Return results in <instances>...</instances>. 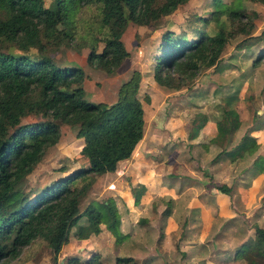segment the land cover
I'll return each mask as SVG.
<instances>
[{"label": "trees", "instance_id": "1", "mask_svg": "<svg viewBox=\"0 0 264 264\" xmlns=\"http://www.w3.org/2000/svg\"><path fill=\"white\" fill-rule=\"evenodd\" d=\"M55 1V6L49 8L42 0H0V44L18 50L33 47L38 52L37 58H31L26 54L0 51V263L17 258L22 247L42 240L52 251L53 263L58 264L59 253L69 242L72 227H76L75 237L85 231L86 237L106 232L113 238L115 249L130 242L129 233L120 229V215L112 199L91 200L83 210L79 206L94 177L115 172L118 163L130 158L143 138L144 109L138 97L141 72L135 69L120 85L115 102L90 101L85 96L86 75L82 67L58 65L48 54V46L61 43L72 46L77 33L76 10L80 12L83 5L95 4L100 36L91 38L85 60L88 65L112 74L129 54L122 36L130 22L137 26L152 25L189 0ZM250 1L264 4V0ZM243 16L248 17L241 0L229 3L213 0L208 18L195 17L216 24L214 33L198 27L190 29L182 18L178 20L180 26L183 24L180 32L166 28L150 43L156 44L157 49L152 78L162 87L189 89L199 70L211 68L210 78L193 86L194 90L201 87L202 91L195 92L196 97L185 99L204 111V121L212 122L215 132L205 145L212 144L219 149L213 160L222 157L231 163L246 160L259 147L257 137L252 134L259 126L241 130L244 124L232 107L234 90L219 99L213 93L217 86L225 85L218 78L233 65L228 67V62L223 61L222 53L229 39L239 34L245 35L242 39L253 36L257 41L264 39V30L251 35L253 19L243 20ZM248 40H241L233 48L238 50L257 42ZM257 59L252 65L258 64ZM29 116L38 119L22 121ZM167 123L173 124L165 125L171 130L179 126L180 119L171 115ZM203 123L192 126L186 140L197 137ZM60 124L74 128L75 138L82 141L79 153L85 162L71 172L62 167L59 170L67 173L42 188L26 189L27 174L41 160L45 150L58 141ZM176 131L179 132L175 129L173 134ZM262 153L264 150L243 170L242 188L238 184H222L218 186L219 192L229 196L234 188L236 194L247 193L250 203L253 193V189H249L250 181L264 170ZM168 213L164 211L165 215ZM259 217L261 220L247 228L242 239L225 232V223L218 227L212 240L214 250L233 249L232 258L226 264H264V216L259 213ZM104 242L102 239L101 243ZM181 256L185 257L186 253L181 252ZM215 262L203 258L197 264ZM61 264L105 263L102 253L94 251L85 259L66 256ZM114 264H135V258L119 254Z\"/></svg>", "mask_w": 264, "mask_h": 264}, {"label": "rangeland", "instance_id": "2", "mask_svg": "<svg viewBox=\"0 0 264 264\" xmlns=\"http://www.w3.org/2000/svg\"><path fill=\"white\" fill-rule=\"evenodd\" d=\"M222 1L229 3L231 0ZM42 3L45 7L53 8L56 1L42 0ZM241 7L246 11L247 16L253 19L254 27L251 35H257L264 30V4L241 0ZM212 8L213 0H189L186 4L175 9L173 13L162 17L152 25L137 26L130 22L122 36L129 54L112 74H107L101 69L88 65L85 60L90 49L91 38L94 35L100 36L97 30V7L95 4L83 5L80 12L78 9L76 10L74 18L77 24V33L72 46L64 43L48 46V54L54 58L58 65L82 67L83 73L86 75L84 80L85 96L90 101H103L108 104L115 102L120 85L130 78L135 69L141 72L138 97L144 109L145 137L140 145V160L136 163L142 165V168L137 170H143L145 174L139 179L135 178V157L129 163H120L116 173L94 177V181L80 202L79 208L83 210L91 200L112 199L121 213L120 229L122 231L127 230L131 221L138 222L143 228L142 234L136 237L135 245L128 242L124 246H127L133 253L141 251V256L156 248L155 251L162 259L161 262L165 264H191L190 261L195 262L196 260L192 264H197L203 260L202 257L205 259L211 256L213 258L216 256L215 264H226L232 258L233 249L229 247L218 252L217 248L214 250L211 247V240L216 230L212 225V220L215 227L221 226L226 219L230 220L232 222L230 225L231 234L239 239L246 235L247 228L261 220L259 213L264 216V201L260 202L264 196V170L254 177L252 184L250 182L253 193L250 196L252 198L249 207L244 204L245 198L247 199L249 195L245 192H242L244 196L236 195L234 188L229 197L227 196L228 204L216 205L218 200H216V196L220 193L218 186L242 184L238 183V177L243 175V170L252 163L259 149L264 148V39L257 41L254 36L242 39L245 37L243 34L229 39L222 53L224 54L223 61L228 62V67L233 65L224 70L218 78L221 80L219 82H223L225 85L217 86L214 91L210 88V92L213 91L217 99L234 90L235 99L232 107L238 111L241 123L244 124L241 130L244 131L250 126L252 128L259 126V130L253 131L259 140V147L255 153L248 156L246 160L233 163L222 157L213 160L219 149L212 144L205 145L208 137L198 136L190 143L186 139L172 138L170 131L164 127V123L171 115L185 116L186 120H184L188 127L185 129L189 135L192 126H196L202 121L199 117L200 107L190 104V101L185 98L187 96L189 98L196 97L195 92L202 91L201 87L194 90L193 86L207 81L210 78L211 68L199 70L189 89L183 87L176 90L162 87L152 78L154 54L157 53V49H155L156 44L150 43L152 39L158 38L166 28L180 32L183 24L181 23L180 26L178 20L182 18L183 23L188 24L190 29L198 27L200 30L214 33L217 29L216 24L209 20L199 21V18L195 17L201 15L208 18ZM252 11L256 14L251 15ZM248 17L243 16V20H247ZM248 39L257 42L242 49L233 48L241 40L247 42ZM97 46L100 49L101 43L98 42ZM0 51L26 54L31 58L38 57V52L33 47L27 50H18L1 43ZM260 52L261 55H259ZM258 56H260L259 59H257ZM256 59L258 64L252 65L253 60ZM36 119L38 118L29 116L23 118L22 121ZM156 128H158L157 132ZM60 130L61 134L56 144L45 150L41 160L27 174L26 189L35 186L42 188L45 184L67 173L59 170L62 167L71 172L85 162L79 153L82 141L75 138L74 128L60 124ZM211 133L212 129L209 135ZM159 148L168 154H166L168 158L176 160L175 166L163 159L159 163H153L151 157L162 154ZM262 156L264 157L263 153ZM180 157H187V164L182 166ZM150 165L154 168L150 169ZM251 172H253L252 168ZM194 200L196 203L191 204ZM167 210L169 213L172 212L175 220L179 219L177 227H171L176 223L164 214V211ZM209 218L213 219L202 225L204 219ZM168 225H170L169 228H167ZM75 230L76 227L71 228L69 238L74 239L72 243L73 246L75 245L74 249L80 252L83 250L80 249L79 241L89 239L90 236L86 237L85 231L79 237H75ZM182 239H196L200 244H181ZM214 239L217 238L214 237ZM69 243L70 241L66 245L67 248L61 250L59 258L66 260L63 255L69 254L68 250L71 249ZM183 251L189 254L188 260L181 256ZM52 256L48 245L42 240H36L31 245L22 247L17 258L4 260L0 264H54ZM140 262L138 260L137 264H143ZM61 263L63 262L58 264Z\"/></svg>", "mask_w": 264, "mask_h": 264}, {"label": "crops", "instance_id": "3", "mask_svg": "<svg viewBox=\"0 0 264 264\" xmlns=\"http://www.w3.org/2000/svg\"><path fill=\"white\" fill-rule=\"evenodd\" d=\"M183 100H184V97H183ZM190 104H191V102H189ZM192 105H194V104H192ZM199 117H201V122L200 123H202V122H206L205 123V125H204V123H203V127H202V129H200V131H199V134H198V136H205V137H208V139L214 134V132L215 131H213V127H212V122H210V121H204L205 120V118H206V116H205V114H204V111L203 110H199ZM174 117H177L176 116V114H175V116ZM179 119H180V124H179V126L178 127H176V128H170L171 130H168L167 128V131H170V133H172V134H170L171 135V137L172 138H178V136H180V138L181 139H186V135L185 134H187V130L186 129H188V127H187V125H186V122H185V120H186V118H185V116H179L178 117ZM145 119V118H144ZM185 119V120H184ZM165 125L167 126H169V123H167L166 124V122L164 123V127H165ZM173 124L172 123H170V126L169 127H171ZM186 128V129H185ZM175 129H178L179 130V132H177L176 131V134H175V132H174V134H173V130H175ZM184 129L186 130V133H185V131H184ZM211 129H212V133H211V135H209L210 134V131H211ZM155 131L157 132L158 131V128H156L155 129ZM157 134V133H156ZM185 136H184V135ZM253 135H255L254 134V132H253ZM197 136V137H198ZM256 137H257V140H258V136L257 135H255ZM144 137H145V130H144V135H143V138L141 139V141L138 143V145L136 146V148H135V150H134V152H133V154L131 155V157L130 158H128V159H125V160H122V161H120L119 163H118V165H117V169H118V166H119V164L120 163H129L130 161H132V159L135 157V178L136 179H139L140 177H142V175H144L145 173L143 172V170H137L138 168H142V165H140V164H138L137 165V163H136V161L138 162L139 160H140V152H139V150H140V145H141V143H142V141H143V139H144ZM197 137H195L194 139H191V140H187V141H189L190 143H192V141L193 140H195ZM207 139V140H208ZM206 140V141H207ZM259 141V140H258ZM160 149V148H159ZM161 150V149H160ZM264 150V148L263 149H259V152L260 151H263ZM161 153L162 154H160V155H158V156H154V157H151L152 158V161H153V163H159L160 162V160H165V162H167V163H169L170 165H173V166H175L176 165V160H173V159H171V158H168V154L167 153H165L164 151H162L161 150ZM167 154V155H166ZM188 156V155H187ZM180 164L182 165V166H184L185 164H187V160H188V158L187 157H185V158H181L180 157ZM149 164V163H148ZM147 168H148V166H147ZM151 168H154V167H152V165H150V169ZM117 169H116V171L115 172H109L110 174H114V173H116L117 172ZM108 174V173H107ZM106 174V175H107ZM257 176V175H256ZM255 176V177H256ZM243 177H245V172L243 171V175L242 176H240V177H238V183H242L244 180H243ZM254 180V178L253 179H251V184H252V181ZM250 184V187H249V189H253V187H252V185ZM238 186H239V188H242L241 186H242V184H238ZM241 194H242V192H241ZM237 195V194H236ZM242 196H244V195H242ZM229 197V196H228ZM228 197L227 196H225V195H223V194H221V193H219L217 196H216V205L217 206H223V205H226V204H228L229 203V199H228ZM195 199V198H194ZM193 203H196V200H194V201H192L191 202V204H193ZM244 204L247 206V207H249L250 205H251V202L250 203H248L247 202V199L245 198V201H244ZM193 206H197V205H193ZM118 208V207H117ZM119 212V215H120V221H121V213H120V211H118ZM172 212L171 213H168V215H167V217H169V218H172V220H174V222L176 223V224H174L173 226H171V227H177V222H176V220H175V217H174V215L172 214ZM203 214V213H202ZM211 219H213V218H209V219H204V221H203V219H202V221H203V223H202V225H204L205 223H207L209 220H211ZM137 223V224H136ZM224 229H225V232H229V233H231V228H230V225H231V221L230 220H228V219H226V220H224ZM120 224H121V222H120ZM139 223L138 222H135V221H131V222H129V224H128V228H127V230L126 231H122V229H121V231L122 232H124V233H129V240H130V242H131V244H136V237H139V235L140 234H142V231H143V228L140 226V225H138ZM170 225H172V224H170ZM170 225H168V227L167 228H169L170 227ZM212 225L214 226V228L216 229L215 230V233H216V231L218 230V227H215V225H214V223H213V220H212ZM245 237V236H244ZM243 237V238H244ZM105 240V242L104 243H101V240ZM239 239H242V238H239ZM212 240H213V238H212ZM211 240V241H212ZM70 241V246H69V248H71V249H69L68 251H70L69 252V254H67V257L68 256H71V255H77V256H79V257H81L82 259H85V258H87L89 255H90V251H92V252H98V251H100L101 253H102V258L104 259V263L105 264H114V262H115V256L116 255H132L134 258H135V264H137V261L139 260V261H141L140 263H143V264H162L161 263V260L162 259H160L159 257V255H157V253H156V249H153L151 252H148L146 255H143L142 254V256H141V251L139 252H135V253H133V251L132 250H129L128 248H127V246H124V245H122V246H120V247H117L116 249L114 248V245H113V238L112 237H110L106 232H101L99 235H97V236H94V235H92V236H90L89 237V239H83V240H80L79 242H80V244H81V246H80V249L81 250H83V251H80V252H78V250H75L74 248H75V245L73 246V241H74V239L73 240H69ZM180 243L181 244H194V245H199L200 243L196 240V239H193V240H183L182 239V242L180 241ZM66 245H68V243L67 244H65V245H63V247H62V249L61 250H63V248H67V246ZM89 245V246H88ZM127 245V244H126ZM211 247L213 248V245L211 244ZM184 252V251H183ZM186 253V252H185ZM63 256H65L66 257V254L65 255H63ZM139 257H142V258H139ZM215 258H216V256H214ZM219 257V256H218ZM183 258H185L186 260H188V258H189V254L188 253H186V256L185 257H183ZM204 257H202V259H203ZM215 258H213L212 256L210 257V258H208V259H213L214 261H216L217 260V258L215 259ZM197 261V260H196ZM195 261V262H196ZM60 262H63V259H61V258H59V263ZM194 261H190V263L192 264V263H195ZM188 263V262H187Z\"/></svg>", "mask_w": 264, "mask_h": 264}]
</instances>
